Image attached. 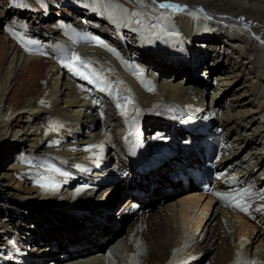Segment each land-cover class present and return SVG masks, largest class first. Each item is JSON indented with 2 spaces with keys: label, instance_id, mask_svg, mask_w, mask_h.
Returning a JSON list of instances; mask_svg holds the SVG:
<instances>
[{
  "label": "bare ground",
  "instance_id": "bare-ground-1",
  "mask_svg": "<svg viewBox=\"0 0 264 264\" xmlns=\"http://www.w3.org/2000/svg\"><path fill=\"white\" fill-rule=\"evenodd\" d=\"M160 3L187 8L174 12L159 8ZM149 7L155 21L140 33L111 34L103 28L105 38L120 50L118 56L90 40L100 24L97 14L82 26L84 35L59 42L69 58L76 51L82 54L76 61L98 80L91 85L50 64L43 70L42 86L18 96L16 87L8 96L7 87L27 82L25 72L38 69L40 61L0 35V51H5L0 162H7L0 179V228L9 231L0 233V264H29L33 256L68 247H77L70 260L102 264L95 259L100 251L91 249L118 238L134 264H264V200L237 197L260 227L225 200L209 203L193 190L163 197L158 186L169 182L166 165L148 175L159 184L146 191L148 215L123 219L119 223L126 227L118 228L115 218L103 213L111 202L129 199L112 201L123 186L113 181L126 166V132L141 136L139 154L144 156L152 155L156 145L183 148L196 126L217 120L209 117L217 107L226 108L221 127L236 160L247 165L251 191L264 196V0H157ZM202 67L216 74L209 76L210 83L195 76ZM101 87H110L112 94ZM225 90L231 95L220 99ZM126 99L132 101L127 115L117 106ZM191 113L196 123L188 119ZM185 122L189 131L182 129ZM127 181L138 186L142 177ZM229 189L225 184L223 194ZM154 196L160 197L152 206ZM61 216L70 228L64 229Z\"/></svg>",
  "mask_w": 264,
  "mask_h": 264
},
{
  "label": "rangeland",
  "instance_id": "rangeland-1",
  "mask_svg": "<svg viewBox=\"0 0 264 264\" xmlns=\"http://www.w3.org/2000/svg\"><path fill=\"white\" fill-rule=\"evenodd\" d=\"M156 1L157 0H0V35L3 36L4 42L13 44L22 54H29V56L40 61V66L38 68L39 74L36 73L38 72L36 68L25 72V76L22 78L27 79V82L19 81L15 87H7L8 96L12 95L16 87L15 93L18 96L21 93V95H24L26 90L42 86L45 81L42 77L43 70L45 67L50 66V64L57 65V63H60L65 66L75 62L78 63L75 59L76 56H74L75 62L72 58L69 59L64 46L59 42L63 40L71 41L73 40V36L79 37L84 35L82 26L88 24L94 14L101 16L100 24L98 27L99 30L97 29L96 32H91V36L89 35L90 40L100 49L107 52L109 51L108 53L118 56L116 52L121 54L120 50L115 48V45L105 38L106 33L104 34L103 28L111 34L117 33V29L124 30L126 35L142 32L146 25H151L155 21V15L152 10L149 9V5L156 4ZM97 40L99 42H97ZM102 41L103 43L101 44L100 42ZM112 52H114V54ZM4 53V50L0 51V63ZM120 58H122V56ZM46 63L48 64L46 65ZM79 66L83 68L80 64ZM200 72L198 71L195 76L200 79L202 77L204 82L210 83L211 81L205 79V75L200 74ZM36 74L38 77L41 76L39 79L41 82L34 84V78L37 77ZM0 75L3 77V73H0ZM215 75L216 74L212 75L213 79ZM80 78H82V76H80ZM181 79L187 80V77L182 76ZM82 80L85 81L84 79ZM240 85L241 83L233 88L236 89ZM230 92V90H225L219 95L220 99L223 96L229 98L231 95ZM32 96L33 94L30 97ZM6 163L7 162H0V179L2 177L1 172L5 169ZM121 188L119 187L117 190L118 192L115 194H119L120 191H122ZM113 201L115 200L113 199ZM63 218L64 217H62L61 220L64 223L61 224L64 229L70 228L71 225L69 222L65 221L67 219L64 218V220ZM4 219L9 221V218L4 217ZM78 220L79 219L76 221L77 223H73H76V225L79 224ZM73 225L72 228H76L73 227ZM0 233L9 235V231L5 228H0Z\"/></svg>",
  "mask_w": 264,
  "mask_h": 264
},
{
  "label": "snow or ice",
  "instance_id": "snow-or-ice-1",
  "mask_svg": "<svg viewBox=\"0 0 264 264\" xmlns=\"http://www.w3.org/2000/svg\"><path fill=\"white\" fill-rule=\"evenodd\" d=\"M158 7L161 8V9H171L174 12L183 11V10H186V8H187L186 5L182 6V5L176 4V3H160L158 5ZM241 19H243V18H241ZM257 39H259V38H257ZM30 43H31V41H30ZM100 43L102 44L103 42H100ZM262 43H264V41H262ZM76 59L79 60V57H76ZM81 64L83 65V62H81ZM75 70H76L78 75H81L83 79L88 80L90 83L98 82V80L94 81L92 79V76L89 75L87 72H82V71H80L79 68H76ZM100 90L101 91H108L110 95L112 94V90H111L110 87H101ZM129 104H132V101L129 100V99H126L124 104H119L118 103L117 106L121 108V111H122L123 114L127 115L128 114L127 105H129ZM133 108H134L135 111H138V109H135V106H133ZM246 194H248V190L247 189L244 190L243 194H236V195H232V196H228V195L217 193V195L220 196L221 199L229 200L230 202L234 201L235 203H233L232 206H234L236 208H239L240 211H242V212H247L248 208H247V206L244 203H241L237 199V196L238 195H246ZM261 198L264 199V197H261ZM236 264H241V262L237 261Z\"/></svg>",
  "mask_w": 264,
  "mask_h": 264
}]
</instances>
